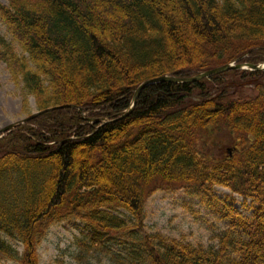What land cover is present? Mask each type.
Wrapping results in <instances>:
<instances>
[{
	"label": "trees",
	"instance_id": "trees-1",
	"mask_svg": "<svg viewBox=\"0 0 264 264\" xmlns=\"http://www.w3.org/2000/svg\"><path fill=\"white\" fill-rule=\"evenodd\" d=\"M0 19L11 36L0 33V60L26 113L33 98L93 119L59 108L0 137L3 258L40 264L49 229L69 224L77 249L114 264H264V71L151 84L118 116L149 78L245 53L264 62V0H9ZM231 78L257 93L236 98ZM218 186L250 198L252 215ZM177 188L228 222L217 246L145 231L147 199Z\"/></svg>",
	"mask_w": 264,
	"mask_h": 264
},
{
	"label": "rangeland",
	"instance_id": "rangeland-1",
	"mask_svg": "<svg viewBox=\"0 0 264 264\" xmlns=\"http://www.w3.org/2000/svg\"><path fill=\"white\" fill-rule=\"evenodd\" d=\"M8 5L9 0H0ZM0 33L8 40L7 27L0 19ZM17 50L18 48L16 43ZM23 55V52H19ZM235 97H252L257 93V87L250 83L238 82L231 78L228 82ZM31 111L26 113L21 90L12 81L7 64L0 60V130L17 122L33 112L36 106L31 98ZM225 143L230 144L233 139L227 132ZM221 135V136H222ZM227 146V145H226ZM216 153H221L218 150ZM217 193L222 198H227L241 212L249 216L252 209L245 205L244 197L232 193L225 187H217ZM246 203V204H247ZM145 231L149 233H162L171 238L182 239L194 245H203L206 248L215 247L219 243L218 237L228 228V222L220 219L218 215L206 207L200 199L185 188L175 190H160L149 197L145 204ZM80 229L69 224L52 226L38 248L40 264H114L106 254L98 253L86 255L77 249V236ZM19 251L22 246L13 241ZM1 255V254H0ZM0 264H19L17 261L0 256Z\"/></svg>",
	"mask_w": 264,
	"mask_h": 264
},
{
	"label": "water",
	"instance_id": "water-1",
	"mask_svg": "<svg viewBox=\"0 0 264 264\" xmlns=\"http://www.w3.org/2000/svg\"><path fill=\"white\" fill-rule=\"evenodd\" d=\"M245 66H248V67H251L253 69H258V68H261L262 66L261 65H252V64H245V63H238V64H232V63H228V64H225V65H222V66H218V67H215V68H212V69H209V70H205V71H201L193 76H189V77H181V76H178V75H174V74H164L162 76H159V77H156V78H152V79H149V80H146L144 82H142L134 91V97H133V101H132V105L131 107L126 110L124 113H121L119 114L118 116L119 117H123V116H126L128 115L129 113L132 112L136 102H137V98L140 94V92L145 88L147 87L148 85L150 84H154V83H158V82H163V81H172V82H194V81H197L203 77H209V76H212L216 73H220V72H224L226 70H229V69H233V68H245ZM68 106H74V105H64V106H61V107H68ZM57 107H60V106H56V107H50V108H47L45 110H42L41 112H35L32 116L28 117V118H25L23 120H20L18 122H15L9 126H6L5 128L1 129L0 130V133L4 132V131H7L9 129H13L15 126H17L18 124H21L23 123L24 121H27L33 117H36L39 113H43V112H46V111H49V110H52V109H55ZM79 113L80 115L82 116L83 115V109L82 108H79ZM107 122L106 119L103 120V123Z\"/></svg>",
	"mask_w": 264,
	"mask_h": 264
}]
</instances>
